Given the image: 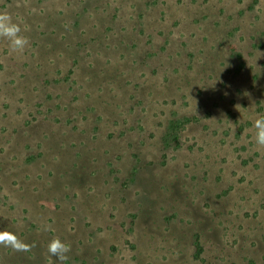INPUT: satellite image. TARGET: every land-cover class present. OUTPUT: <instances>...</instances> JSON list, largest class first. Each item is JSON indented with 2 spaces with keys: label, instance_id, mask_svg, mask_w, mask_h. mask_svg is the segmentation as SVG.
Returning <instances> with one entry per match:
<instances>
[{
  "label": "rangeland",
  "instance_id": "1",
  "mask_svg": "<svg viewBox=\"0 0 264 264\" xmlns=\"http://www.w3.org/2000/svg\"><path fill=\"white\" fill-rule=\"evenodd\" d=\"M2 12L0 264H264V0Z\"/></svg>",
  "mask_w": 264,
  "mask_h": 264
},
{
  "label": "clouds",
  "instance_id": "2",
  "mask_svg": "<svg viewBox=\"0 0 264 264\" xmlns=\"http://www.w3.org/2000/svg\"><path fill=\"white\" fill-rule=\"evenodd\" d=\"M21 26L13 21L12 15L8 12L0 13V38L8 41L12 52L23 53L29 44L26 36L21 34ZM255 141L258 146L264 147V118L257 119L254 122ZM48 253L55 257L59 264H64L69 259L71 247L68 243L62 241L59 237L51 239L47 246Z\"/></svg>",
  "mask_w": 264,
  "mask_h": 264
},
{
  "label": "trees",
  "instance_id": "3",
  "mask_svg": "<svg viewBox=\"0 0 264 264\" xmlns=\"http://www.w3.org/2000/svg\"><path fill=\"white\" fill-rule=\"evenodd\" d=\"M76 61H78V60H76ZM176 131H177V126H176V125H173V127H172V132H171V134H170V135H173V134H175V133H176Z\"/></svg>",
  "mask_w": 264,
  "mask_h": 264
}]
</instances>
